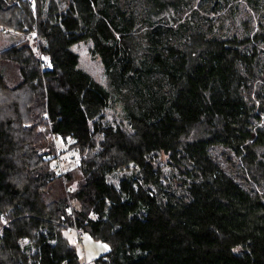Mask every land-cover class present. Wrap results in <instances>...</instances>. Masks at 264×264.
Returning <instances> with one entry per match:
<instances>
[{"label": "trees", "instance_id": "16d2710c", "mask_svg": "<svg viewBox=\"0 0 264 264\" xmlns=\"http://www.w3.org/2000/svg\"><path fill=\"white\" fill-rule=\"evenodd\" d=\"M20 1L17 19L35 31L37 50L0 57L20 78L7 85L0 67V95H19L12 109L36 124L43 114L48 133L84 157L79 179L37 163L16 184L25 163H14L12 121L0 117V264H86L65 228L108 245L90 264H264V0L241 9L240 0H174V10L190 9L182 21L159 12L162 0H137L147 7L138 17L132 0ZM221 9L223 20L245 14L243 36L217 34L225 22L206 13ZM86 40L108 87L78 67L71 47ZM119 103L126 125L104 120ZM30 157L57 160L35 148ZM130 165L117 185L107 182ZM54 180L63 182L52 198L41 187Z\"/></svg>", "mask_w": 264, "mask_h": 264}, {"label": "rangeland", "instance_id": "374dc122", "mask_svg": "<svg viewBox=\"0 0 264 264\" xmlns=\"http://www.w3.org/2000/svg\"><path fill=\"white\" fill-rule=\"evenodd\" d=\"M6 5L8 9H0V57H2L5 53H8L11 49H18L20 47H24L25 45L31 46L33 49L37 50V40L35 36V31L30 29L26 24H22L17 19V12L20 10H16L21 7L20 0H0ZM55 2H67V0H53ZM126 0H119V3L125 4ZM174 0H162L165 4H169ZM130 7L133 9L134 15L136 17L140 16L146 6L143 7V3L132 0L129 3ZM244 0H240L239 8L241 9L244 6ZM129 7V8H130ZM196 7V3L192 5V9ZM176 6H169L164 10H160L159 12L165 11L167 13H172L176 16H180V21L185 18V16L190 12V9H183L182 11L174 10ZM147 11V10H146ZM226 9H221L215 11L214 13H206L209 19H212V22H222L218 27L224 25L217 30V34L219 35H228V36H243V27L240 24L241 20H245V14L243 12H239L235 18H229L223 20V15ZM200 15H203L202 12H199ZM22 18L24 17L21 14ZM163 16L165 14L163 13ZM200 17V16H198ZM248 16L246 15V18ZM215 19V20H214ZM252 20L254 21V16L252 15ZM72 51L76 53L78 56V67L83 71L87 72L96 82L101 85L108 87L107 79L104 73L103 65L101 64L100 58L94 54L92 50V43L90 40L79 41L75 43L71 47ZM44 60V59H43ZM1 74L3 76V80L9 86L15 85L20 81L18 76V68L17 66L10 61H2L0 62ZM20 96L14 97V95H0V117L5 119H10L12 121L11 132L13 134V139L15 140V145L13 150L14 154V163L17 167L22 166L21 158L25 163V170L20 171L17 176L13 177V182L16 184L23 185L25 182L22 178L24 173L26 175L32 173V166L40 163L43 170H47L48 172L53 170L54 163L55 165L58 163L59 171L70 172L75 179H79L81 175V160L84 157L83 154L79 153L75 148L71 147V144L66 141H62L59 138L54 139L50 133H48V126L46 120L43 123V114L42 118H40V123H31L28 121L29 114L26 109L17 105V107H10V103H14V101H18ZM14 99V100H13ZM13 100V101H12ZM13 110V111H12ZM105 121H110L112 123H119L120 121L126 125V121L124 119V113L122 110V106L120 103L115 105L114 108H111L105 112ZM35 148V152L37 155L41 153H48L51 157L57 156V160L43 162L41 157L37 159V161L33 160L30 156ZM25 154H22L24 152ZM25 155V158L23 157ZM30 157V158H29ZM157 161L162 165L164 170V176L172 175L171 167L167 164L166 156L163 154L157 155ZM227 169L230 170L231 174L235 176V179L241 183L246 188H251L252 184L246 178L245 174L241 169L236 168L231 161L228 162ZM232 165V166H231ZM133 166L130 165L128 169L121 168L107 176V182L113 185H117L121 180L124 174L131 173ZM23 173V174H22ZM59 179V178H58ZM62 180V179H61ZM51 181L46 185L42 186L41 189H46V192L53 193L52 198L59 195V189L61 183L63 181ZM255 188V187H254ZM178 193L182 192L181 188L176 190ZM7 211L3 210L0 212V229L7 224ZM74 229L65 228L63 233L67 237L68 241L75 247L80 258L86 263L90 264L94 258H97L99 255L105 253L109 248L106 243H102L100 241L95 240L88 233H83V238L81 241L77 239V234ZM20 245L25 248V252L27 254H32L34 252V248L29 245V240L27 238H23L19 241ZM4 260L6 259L3 258ZM81 260V261H82Z\"/></svg>", "mask_w": 264, "mask_h": 264}, {"label": "built area", "instance_id": "2783aa9c", "mask_svg": "<svg viewBox=\"0 0 264 264\" xmlns=\"http://www.w3.org/2000/svg\"><path fill=\"white\" fill-rule=\"evenodd\" d=\"M76 233H77V236H78V240L81 241L82 238H83V233L80 232V231H76Z\"/></svg>", "mask_w": 264, "mask_h": 264}]
</instances>
